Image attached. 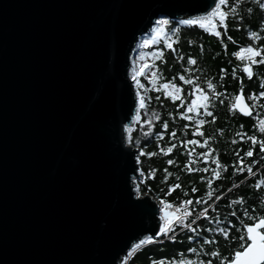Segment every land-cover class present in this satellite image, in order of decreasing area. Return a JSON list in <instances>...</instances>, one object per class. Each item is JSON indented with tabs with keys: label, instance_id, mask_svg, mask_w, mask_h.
Wrapping results in <instances>:
<instances>
[{
	"label": "water",
	"instance_id": "obj_1",
	"mask_svg": "<svg viewBox=\"0 0 264 264\" xmlns=\"http://www.w3.org/2000/svg\"><path fill=\"white\" fill-rule=\"evenodd\" d=\"M194 2L0 0V264H121L152 230L128 196L131 49Z\"/></svg>",
	"mask_w": 264,
	"mask_h": 264
},
{
	"label": "snow or ice",
	"instance_id": "obj_2",
	"mask_svg": "<svg viewBox=\"0 0 264 264\" xmlns=\"http://www.w3.org/2000/svg\"><path fill=\"white\" fill-rule=\"evenodd\" d=\"M250 2L259 9L258 24L251 27L244 24L249 42L242 46L229 35V22H234L235 31L240 30L244 17L239 14L238 8L248 3V0H195L194 3L171 12L161 8L155 14V19L149 21L148 32L143 33L144 36L150 33L151 38L144 39L141 47L149 43H160L161 46L152 52L153 62L150 64L143 55L132 58L133 67L129 78L135 86L132 103L136 106L132 121L148 127L145 135H154L155 151L135 147L125 155L132 162L129 199L143 210L153 228L139 235L127 246L125 261L130 260L144 246H162L167 240L182 246L184 251H178L172 257L160 255L156 259L149 258L148 264H264V198L256 195L249 204L247 194L232 198L227 195L233 189L240 188L249 178H255L250 185L251 189L256 193H264V114L257 115L258 109L264 110V71H261L264 70V44L258 43L264 40V0ZM113 8L118 10L119 5H113ZM246 11L250 15L253 8L248 7ZM182 26L189 30L200 29L214 37L225 56L228 55L229 44L233 45L235 50L231 52V56L237 63L233 65L231 61L228 62L231 65L230 72L221 67L215 79L197 75L203 69L195 66L196 58L191 54L180 53L178 61H184L181 71L165 80L160 65L165 64V50H169L170 56H177L179 50L174 44L179 45ZM193 43L192 40L187 41L188 45ZM198 47L203 52V45ZM136 50L131 49L133 52ZM157 60L159 65L154 62ZM225 76H230L235 81L236 87L232 93L227 92L224 86ZM141 78L147 81L151 91L159 94L155 97L147 95ZM245 81L250 85L253 81L258 82L257 89L250 88L246 91ZM129 87L131 89V85ZM153 99L161 105L170 101L171 106L179 111H168V119H162L155 112L151 114V119L142 118V110H146ZM217 104L226 105L228 117L251 120V128L255 133L245 132L243 123L237 125L240 131L231 134L229 143L233 146L239 143L240 146L232 148L233 159L229 163H222L219 150L213 147L217 143V137H223L225 128L215 129V134L212 135L204 132L205 125L217 121V116L213 114ZM177 118L186 122L180 125L183 139L177 135L176 127L169 130V122L175 124ZM156 121L159 122V128L152 133L153 123ZM124 127L125 131H132L131 124ZM161 129L167 130L170 141L163 146L159 143L165 135ZM127 143L139 145L140 141H133L129 136ZM147 143L145 141V146ZM174 150L185 158L178 168L180 173L200 174L196 179L203 188L201 196H189V192L198 191L196 184L189 179L187 183L191 187H181L180 176L170 172L167 167L160 169L163 174L160 184H165L170 178L175 182L167 183L155 196L149 195L153 191L157 169H142V157H169L172 154L171 158L164 160V164L177 165L180 162L175 159ZM245 158H248V163H245ZM229 169V179H242L219 190L214 186V181H221L223 174L228 173ZM174 189H179L185 198L178 199V202L170 201L169 196ZM133 196L135 199H132ZM221 204L226 211L223 217L220 216ZM185 252L189 255H185Z\"/></svg>",
	"mask_w": 264,
	"mask_h": 264
},
{
	"label": "trees",
	"instance_id": "obj_3",
	"mask_svg": "<svg viewBox=\"0 0 264 264\" xmlns=\"http://www.w3.org/2000/svg\"><path fill=\"white\" fill-rule=\"evenodd\" d=\"M248 7L253 8L252 14H248L246 9ZM238 12L241 16L244 17V20L241 22V28L237 32L234 30V22L230 20L229 22V35H232L235 40H237L238 45H243L245 43H248L249 41L246 38L245 35V29L244 24H248L250 27L253 25L258 24V15L259 9L252 5L250 0H248V3H244L241 5L240 8H238ZM171 27V26H170ZM179 45H175L174 47H178V53L176 57H172L169 55V50H165V64L160 65V67L163 69V77L165 80L170 79L172 76L175 75L177 71H181V64L184 63V61H178V56L180 53H183L185 55L191 54L194 56L197 60V64L195 65L199 69H203V72L196 73L200 76H210L213 77V79L216 78L218 75L219 69L221 67L225 68L226 71L230 72L231 65L228 63L231 61V63L234 65L237 63V61L231 56V52L235 50V47L231 44L228 46V55H224V51L220 49L218 42L215 40L214 37H211L207 33H203L200 29L195 30H189L187 27L182 26L179 32ZM150 40V39H149ZM192 40L194 43L192 45H188L187 41ZM227 42V41H226ZM162 43V42H161ZM258 43L264 44V40L259 41ZM203 45V52L200 51V48L198 45ZM161 44H152L149 43L147 45H144L142 48L143 52L146 54L152 56V52L155 50V48L160 47ZM153 58V57H152ZM153 62V60H152ZM157 65H159V61H154ZM264 71V70H261ZM142 82L145 83V90L146 94L149 96L155 97L159 93L153 92L150 90V86L148 85L147 81H145L143 78ZM257 83L256 81H253V83L250 85L247 81H245V89L246 91L250 88L253 90L257 89ZM224 86L227 89V92L232 93L235 90L236 84L235 81H233L230 76H225L224 79ZM219 90V89H218ZM168 111H179L178 109H174L171 106V102L167 101L164 105L159 104L155 99L151 101L148 108L146 110H142V118H148L151 119V114L153 112L158 113L162 119H168L166 113ZM213 114L217 116V121L215 123H210L208 125L204 126V132L206 135H212L215 134V129L217 128H225V132L223 134V137H217V143L213 145V147L217 148L219 150L220 156L219 159L222 163H229L233 157L231 156V150L233 147H238L240 144L233 146L229 143V141L232 139V133L236 131H240V129L237 127L238 124L243 123L244 124V131L248 134H255L253 132V129L251 128V120L248 119H242V120H236L232 117L227 116L226 111V105L221 106L219 104L216 105V109L213 110ZM264 114V110L258 109L257 115ZM210 119V118H208ZM183 123H186L185 121L179 120L177 118L176 123L173 124L171 121L169 122V130L172 127H176L177 129V135L180 137V139H183L184 137L180 133V125ZM159 128V122L156 121L153 123L152 127V133H154ZM162 130V129H161ZM165 132L164 138L159 141L161 146H163L166 143H169L167 138V130H162ZM145 133H148V127L146 125L141 126L140 124H137L134 122V125L132 127V131L129 132V136L132 137L133 141H140L139 145L133 144L132 146L135 147H144L145 151H155V137L151 133L148 135H145ZM145 141H148L147 145L145 146ZM199 151V149H197ZM175 159L180 162V164L168 166L164 164V160L166 158H171V155L169 157H161V156H155V157H142V163L141 168L144 170H147L148 168H156L157 173L153 180V191L152 194L155 196L160 188H164L167 183H173L175 182L172 180V178L169 179V181L165 182V184H160V178L163 175L160 172L161 168L167 167L170 172H174L176 175L180 176V184L181 187L190 188L191 185H189L187 182L189 179L193 181V183L196 184L198 191L196 193L189 192L188 195L195 198L196 196H201L203 194V188L201 183L196 179V176L200 174H188V173H180L178 171V168L180 165L183 164L184 157L179 154L177 150H174ZM245 163H248V158H245ZM264 167V165H262ZM231 176V169H229L228 173L223 174V179L219 182L214 181V186L217 187L219 190H222L224 187H228L230 183L237 182L238 179H242V177H229ZM258 178V177H257ZM255 178H249L248 180L244 181L240 188L233 189L232 193L227 194L229 198L234 197L235 195L239 194H247L246 198L248 199V203H251V200L255 198L256 195H260L261 198H264V193H256L254 189H251L250 185L253 182ZM147 183V181H146ZM185 198L183 194L179 191V189H174L173 193L170 194L169 199L173 202H178V199ZM223 200V198H222ZM226 215V211L223 207V204L220 205V216L223 217ZM206 226V224H205ZM182 239V237H178ZM162 248V251H161ZM183 252L184 248L180 245H176L174 243L168 242L165 240L164 244L161 245H146L143 248L137 250L133 257L126 262V264H148L149 258L156 259L160 255H167L169 257L174 256L176 252ZM185 255H189L185 252ZM203 258V257H202Z\"/></svg>",
	"mask_w": 264,
	"mask_h": 264
},
{
	"label": "rangeland",
	"instance_id": "obj_4",
	"mask_svg": "<svg viewBox=\"0 0 264 264\" xmlns=\"http://www.w3.org/2000/svg\"><path fill=\"white\" fill-rule=\"evenodd\" d=\"M150 38H151V34L149 33L148 36H143L141 38V40L139 41V43L137 44V46L135 48L137 50L135 52H133V55L131 56L130 73H131V69L133 67L132 58H139L140 55H143V56L147 57V61H146L147 63H149V64L152 63V60H153L152 56H150V55L146 54L145 52H143V50L141 48L142 41L144 39H150Z\"/></svg>",
	"mask_w": 264,
	"mask_h": 264
},
{
	"label": "built area",
	"instance_id": "obj_5",
	"mask_svg": "<svg viewBox=\"0 0 264 264\" xmlns=\"http://www.w3.org/2000/svg\"><path fill=\"white\" fill-rule=\"evenodd\" d=\"M126 262H127V261L124 260L121 264H126Z\"/></svg>",
	"mask_w": 264,
	"mask_h": 264
}]
</instances>
